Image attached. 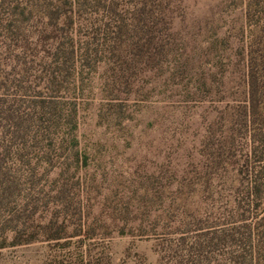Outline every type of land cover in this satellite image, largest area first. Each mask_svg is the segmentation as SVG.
Returning <instances> with one entry per match:
<instances>
[{
	"label": "trees",
	"instance_id": "1",
	"mask_svg": "<svg viewBox=\"0 0 264 264\" xmlns=\"http://www.w3.org/2000/svg\"><path fill=\"white\" fill-rule=\"evenodd\" d=\"M239 1L191 53L179 0H0V248L93 238L79 120L97 77L101 124L158 81L205 107L187 164L148 172L111 227L153 264H264V0Z\"/></svg>",
	"mask_w": 264,
	"mask_h": 264
},
{
	"label": "rangeland",
	"instance_id": "2",
	"mask_svg": "<svg viewBox=\"0 0 264 264\" xmlns=\"http://www.w3.org/2000/svg\"><path fill=\"white\" fill-rule=\"evenodd\" d=\"M179 4L174 27L191 53L203 51L212 27L231 26L240 16L239 0H179ZM156 83L155 88L149 83L140 85L145 100L135 101L134 92L129 96L128 116L119 126L99 122L102 94L97 77L81 110L79 136L87 147V175L95 204V214L88 219L95 229L93 238L86 240L83 232L65 241L6 246L0 248V264L154 263L152 241L120 234L110 219L127 200L136 199L144 176L160 163L169 169L187 164L203 130L205 113L204 106L183 103L176 90L162 81Z\"/></svg>",
	"mask_w": 264,
	"mask_h": 264
}]
</instances>
